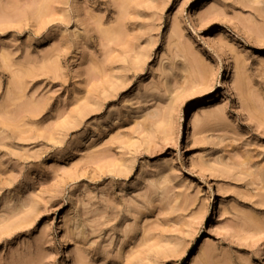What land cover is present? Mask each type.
<instances>
[{
	"label": "rangeland",
	"instance_id": "rangeland-1",
	"mask_svg": "<svg viewBox=\"0 0 264 264\" xmlns=\"http://www.w3.org/2000/svg\"><path fill=\"white\" fill-rule=\"evenodd\" d=\"M181 4L0 0V264H264V0Z\"/></svg>",
	"mask_w": 264,
	"mask_h": 264
},
{
	"label": "bare ground",
	"instance_id": "bare-ground-1",
	"mask_svg": "<svg viewBox=\"0 0 264 264\" xmlns=\"http://www.w3.org/2000/svg\"><path fill=\"white\" fill-rule=\"evenodd\" d=\"M182 4L181 6H185L189 3L190 0H181ZM240 84L242 85V80L240 81ZM80 143H82L84 146H89V140H82ZM73 149V147L71 148ZM32 177V176H31ZM67 256H66V264H69V259H70V254L69 251L67 250L66 252Z\"/></svg>",
	"mask_w": 264,
	"mask_h": 264
}]
</instances>
